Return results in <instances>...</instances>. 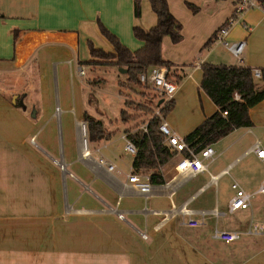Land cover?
Listing matches in <instances>:
<instances>
[{
    "label": "crops",
    "instance_id": "crops-1",
    "mask_svg": "<svg viewBox=\"0 0 264 264\" xmlns=\"http://www.w3.org/2000/svg\"><path fill=\"white\" fill-rule=\"evenodd\" d=\"M166 5L180 23V40L172 43L164 35L160 41L176 83L162 117L183 137L217 108L199 86L202 63L248 65L252 71L264 66V11H235L232 0ZM229 18L225 39L243 42L239 54L214 38L204 45ZM155 20L147 0H140L137 17L132 0H0V264H264V192H255L264 179V155L255 153L264 150V94L248 108L249 125L210 143L214 157L205 170L176 171L173 156L159 168L164 181L149 182L148 191L127 180L134 154L124 148V134L146 121L161 98L141 102L146 116L116 113L85 76L82 64L96 63L82 61L90 58L87 42L111 48L97 22L133 50L142 42L131 28L146 30ZM115 67L128 72L124 82L135 91L153 93L133 81L147 68ZM261 86L253 74L254 89ZM105 106L113 113L106 120ZM84 110L107 133L91 148ZM231 182L253 192L247 207L227 210ZM182 207L201 223L187 225ZM253 225L260 226L259 234H242L232 243L213 244L209 235L213 226Z\"/></svg>",
    "mask_w": 264,
    "mask_h": 264
},
{
    "label": "trees",
    "instance_id": "trees-1",
    "mask_svg": "<svg viewBox=\"0 0 264 264\" xmlns=\"http://www.w3.org/2000/svg\"><path fill=\"white\" fill-rule=\"evenodd\" d=\"M147 1L155 15V24L146 30L138 26L131 28L133 37L142 42L141 46L130 50L120 43L114 34L97 22L100 35L104 37L111 48L103 50L87 42L90 58L82 62L95 63L101 60H112L119 67L141 69L153 65H163L167 68L172 64L171 61L161 57L160 41L162 36L166 35L172 43L178 42L180 40V23L168 11L166 0ZM261 1L264 2V0ZM139 2L140 0H132V13L136 17L139 15ZM187 5L192 9L189 4ZM214 35L215 32L204 45H208ZM169 75L170 72L166 69V76L169 77ZM259 78L262 81V86L256 90L253 87V74L250 66L202 63L199 86L217 108L184 135L183 139L190 146L198 144L195 147L197 148L203 144L214 142L234 127L249 125L251 121L248 108L261 100L264 94V66L259 68ZM158 105L160 116H163L171 107L172 99L161 100ZM222 110H225V114H222ZM81 116L84 120L88 144L106 136V130L99 119L85 110ZM159 122L160 117L151 114L146 120V131L137 128L126 131L124 134V137L131 140L136 147L131 171L147 172L148 181L152 183L163 182L160 166L173 156H177V158L180 156L162 142L163 134L158 130ZM185 153V150L180 152V154Z\"/></svg>",
    "mask_w": 264,
    "mask_h": 264
},
{
    "label": "built area",
    "instance_id": "built-area-1",
    "mask_svg": "<svg viewBox=\"0 0 264 264\" xmlns=\"http://www.w3.org/2000/svg\"><path fill=\"white\" fill-rule=\"evenodd\" d=\"M235 1V11H242L248 8H259L264 11V2L261 0H232ZM232 22V18H229L227 23L220 26L215 32L214 40L227 47L233 54H239L243 42L238 41L235 43H228L225 36L228 32V24ZM81 71V70H80ZM82 72V71H81ZM253 74L258 76L259 69L254 68ZM137 78L142 84H148L156 97H160L161 100H166L171 97L176 89V83L166 76V68L163 65H153L146 70L137 72ZM160 117L158 124V130L163 134L162 142L167 144L171 149L175 150L178 157L174 164L176 171L182 173L194 174L206 169V161L211 160L214 157V149L210 143L203 144L195 148L198 144L190 146L182 136L175 133L169 125L165 122L162 116H160L159 109L156 108L153 112ZM222 114H225V110H222ZM142 131H146V121L139 124ZM84 142V139H83ZM124 148L130 153L134 154L136 147L129 139H125ZM182 150H185V154H180ZM255 153L258 156L264 155V150L256 148ZM109 169L113 168V164L108 163ZM127 180L131 182L137 189L142 192H146L149 189L148 173L147 172H129L127 174ZM230 187L233 189L232 195L227 202V210L232 211L235 209H242L248 206L250 197L253 192L245 191L240 188L236 182H231ZM255 192H264V179L257 185ZM182 212L187 214L185 223L190 226H196L201 223L200 220L191 216V210L182 207ZM260 226H247L243 230L229 229L219 226H213L210 230V238L214 240H220L222 242H231L241 237L242 234L255 235L260 233Z\"/></svg>",
    "mask_w": 264,
    "mask_h": 264
},
{
    "label": "rangeland",
    "instance_id": "rangeland-1",
    "mask_svg": "<svg viewBox=\"0 0 264 264\" xmlns=\"http://www.w3.org/2000/svg\"><path fill=\"white\" fill-rule=\"evenodd\" d=\"M233 3L235 4V1H233ZM95 63L96 64H93L90 68H89L88 64H86V65L82 64V68L84 70L85 76L87 77L89 75V77L92 80L91 82L94 83V86L99 88V90H96L97 92H99V94H98L99 97H97V98L99 100L104 101L103 105L108 106V104H109L111 106V110L115 111L116 113H119L121 110V112L126 115V112H128V111L131 112V110H133V111L136 110V111L142 112L143 116H146V112H145L146 108L141 107L142 106L141 102L146 103V101H148V100H151V99L155 100V99H157L156 95L153 94L150 90L149 91L146 90L145 88L142 89L143 92H140V93L138 92L139 90L135 91V89H133V86L131 84L129 85L128 83H126V81L124 82L123 77L126 76L128 74V72L127 73L126 72L118 73V71H117L118 68L115 67L117 65L114 64L112 62V60H101V61L95 62ZM128 68L131 69L134 67H128ZM80 70L81 69L78 68V73H79V75H82L81 74L82 70L81 71ZM89 70H91L92 73ZM129 71H132V70H129ZM121 74H123V75H121ZM133 79H134L133 81L139 82L136 74L133 76ZM86 93L88 94L86 97H89L90 92L87 90ZM86 93H85V95H86ZM89 98L94 99L95 95H92ZM106 106H105V108H103L104 120H106L105 117H107V116H113V113L109 112L110 109H108V107H106ZM94 109L97 110L96 108H94ZM94 109L91 108L90 110L93 111ZM87 110L91 113V111L89 109H87ZM104 125L107 127V123L104 122ZM35 141H36V143H38L37 140H35ZM117 144L119 146H121L122 140H118ZM92 146H94L93 143H92V145L89 144V148H91ZM213 147H215V146H213ZM63 173H64V175H66V177H68V178L71 177V173L69 171L65 170V167L63 168ZM224 181H228V178L225 177ZM239 231H241V230H239ZM211 241L213 244L223 243L220 240H211ZM228 244H230V243H228Z\"/></svg>",
    "mask_w": 264,
    "mask_h": 264
},
{
    "label": "water",
    "instance_id": "water-1",
    "mask_svg": "<svg viewBox=\"0 0 264 264\" xmlns=\"http://www.w3.org/2000/svg\"><path fill=\"white\" fill-rule=\"evenodd\" d=\"M119 70L124 71L125 69L122 67H119ZM160 101H161V99H158V102H160Z\"/></svg>",
    "mask_w": 264,
    "mask_h": 264
}]
</instances>
